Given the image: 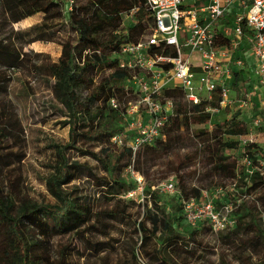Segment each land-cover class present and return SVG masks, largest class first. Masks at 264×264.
Segmentation results:
<instances>
[{"label":"trees","instance_id":"16d2710c","mask_svg":"<svg viewBox=\"0 0 264 264\" xmlns=\"http://www.w3.org/2000/svg\"><path fill=\"white\" fill-rule=\"evenodd\" d=\"M65 4V0H0V264H69L68 247H60L58 254L52 251L55 238L74 235L85 238L91 229L98 230L94 226L97 217L120 215L118 209L111 212L95 210L93 203L77 194L72 183L87 177L113 200L124 192L123 172L133 167L139 173L136 164L144 156L156 166L163 165L164 170L174 168L180 182H183L182 168L195 167L199 159L200 164L208 166L214 175L228 178L231 183L237 180L239 190V184L243 183L244 194L264 190V166L262 171L257 169L260 168L259 160L264 159V149L255 143H240L238 137L249 134L248 123L240 119V114L235 113L229 120L218 117L214 131L206 128L219 115L213 117L206 112V107L219 105L218 92L212 101L192 105L184 100L182 91L166 90L165 96L174 100L175 112L165 123L156 143L136 153L126 144L132 134H128L121 146L113 143L111 138L124 130V105L136 98L128 85L129 73L119 68L117 57L123 44L138 42L148 34L153 17L145 0H74L72 9L68 7L63 15ZM132 11H135L134 25L121 27L122 16ZM37 14L44 15L41 24L26 31L14 29L15 24ZM56 18H65L74 32L72 40L61 43L58 60L54 62L43 54L32 55L25 51L27 45L50 41L42 32L48 21ZM31 33H37L36 37L26 40L24 37ZM24 67H33L52 86L68 118L64 124L69 125V140L65 145H55L53 172L46 179L47 190L55 203L33 199L25 190L21 173L15 168L22 158L11 150V141L22 125L13 105L5 102L2 94L12 83L14 71ZM243 82L241 71L236 72L232 87L238 89ZM79 88L85 91L83 99L77 94ZM112 98L118 100V109L109 105ZM186 140L192 141L195 149L176 153L174 146ZM89 143L102 147L99 152L90 151L86 149ZM234 149L238 150L240 159L232 157ZM72 151L94 158L108 176L99 177L87 162L74 159L70 155ZM245 155L251 162L252 173L241 163ZM181 192L187 199H198L202 195L197 188L192 189L193 194L189 197L185 189ZM225 196L224 193L222 199ZM116 200L117 203L121 201ZM260 200L264 206V197ZM219 202L216 200L217 205ZM241 207V211L235 209L238 215H235L234 231L242 230L246 241L260 244L264 241L262 219L243 212L244 206ZM176 212L150 213L151 230L146 221L137 224L143 233L144 244L149 239L159 241L158 249L151 254L158 257L159 264L184 262V258L172 252L181 250L180 244L188 251L190 243H198L199 230L186 223L183 207L180 205ZM248 215L251 220L246 222ZM182 220L186 225L181 224ZM133 264L148 263L140 262L133 254Z\"/></svg>","mask_w":264,"mask_h":264},{"label":"rangeland","instance_id":"374dc122","mask_svg":"<svg viewBox=\"0 0 264 264\" xmlns=\"http://www.w3.org/2000/svg\"><path fill=\"white\" fill-rule=\"evenodd\" d=\"M62 9L63 15H65L68 4L66 3ZM231 19L230 15L221 23H229ZM43 21L44 15L37 14L15 24L14 29L26 31L31 26L41 24ZM134 23L133 12L122 16L121 27H132ZM42 33L50 41L32 43L25 47V51L32 55L43 54L56 62L61 54V43L72 40L74 32L66 24L65 18H56L48 21ZM149 34L148 32L147 35ZM36 35L37 33H31L24 38L26 40L34 39ZM32 58L37 60L34 56ZM33 69V67H24L14 71L13 81L2 97L5 102L13 105L22 125L21 131L17 132L15 139L11 141V150L17 153L18 158H22L20 163L15 164V168L22 175L25 190L39 202L55 203V199L47 190L46 179L53 172L56 158L55 145H65L69 140V125L64 124L68 118L64 114L62 104L53 93L52 86ZM243 73L247 78L255 79L253 67L251 69L248 66ZM247 84L249 82L245 78L238 89H233L232 96L235 104L220 112L214 119L215 122L213 121L211 129L214 131V124L218 122V117L229 120L235 113H238L241 116L240 119L248 123L249 133L254 134L253 141L264 146V108L256 110V115H253L252 113L255 111L250 107L254 100L250 102L249 108H240L238 105L243 92L249 89ZM77 94L80 99H83L85 97L84 89H77ZM256 117L262 119L258 128L253 127ZM206 128L210 129L209 124ZM101 147V145L89 143L86 149L99 152ZM174 148L176 153L184 154L193 151L195 145L192 141L186 140L182 143L178 142ZM233 151L232 157L240 159L238 150ZM70 155L82 163L87 162L99 177L108 176L99 162L91 156L77 151H72ZM159 166L161 171L158 169ZM137 169L144 179L142 188H139L133 175L125 170L121 175V178L126 182L124 192L120 196L112 198L113 200L106 197L103 194V189L87 177L73 182L72 185L77 190V194L93 203L95 210L111 212L113 209H118L120 215L114 218L102 215L97 217L94 226L98 230L91 229L86 233L85 238H81L79 235L55 238L52 241V251L58 254L60 247H68L67 253L71 256L69 264H133V254H136L142 263L159 264L158 257L151 255L155 249H158L159 241L149 239L144 244L141 239L143 233L138 230L137 224L146 221L148 229L151 230L152 224L148 220L150 213L161 215L162 210H165L167 213L177 214L176 210L180 205L183 207V201L189 202L192 199L184 197L182 189L187 191L188 197L193 194L192 189L197 188L201 192L206 191L211 199L235 202L237 211L238 209L241 211V206H244L243 212H250L262 219L264 226V206L260 200L261 197H264V190L246 192L247 197L242 199L245 190L243 183L239 184V193H235L228 178L214 175L208 166L200 164L199 159H197L195 167L185 166L182 168L183 182L179 181L174 168L164 170L163 165L156 166L146 156L136 164ZM194 170L195 172H193ZM170 178H174L177 194H167L162 190V184ZM219 189L223 191L219 192ZM224 193L227 196L222 199ZM116 199H121V201L117 203ZM237 211L235 215H238ZM250 220L251 215H248L245 221ZM181 224L186 225L184 220L181 221ZM196 228L199 230L198 243H190L188 251L184 244H180L181 250H177L176 254L172 252L173 255L184 258L185 261L181 262L182 264L264 263V241H261L260 244H250L246 241L244 232L242 230L235 232V228L218 233L210 230L205 224Z\"/></svg>","mask_w":264,"mask_h":264},{"label":"built area","instance_id":"2783aa9c","mask_svg":"<svg viewBox=\"0 0 264 264\" xmlns=\"http://www.w3.org/2000/svg\"><path fill=\"white\" fill-rule=\"evenodd\" d=\"M65 1L71 10L74 0ZM145 4L153 17L150 34L138 42L123 44L117 57L119 68L129 73L128 85L137 99L124 105V130L111 138L121 146L128 134H132L126 144L134 153L153 146L174 114L175 103L173 98L165 96L166 90L182 91L184 100L192 105L210 102L218 92L219 105L206 107V112L214 117L235 104L232 83L235 73L246 67L247 55L254 58L257 82L252 90L243 92L239 107H249L264 87V0H145ZM230 15L229 23H221ZM109 105L113 109L120 106L116 98ZM261 107L264 108V101ZM261 123L262 119L256 117L253 127L258 128ZM212 124L211 121L209 131ZM253 135L250 132L238 140L242 145L255 143ZM259 161L257 169L262 171L264 159ZM241 163L252 173L246 155ZM126 171L142 188L143 176L133 167ZM237 185V180L231 183L235 193L239 191ZM162 186L167 194L178 192L174 178ZM246 197L244 194L242 199ZM236 208L235 202L220 201L217 205L206 191H202L200 199L183 201L188 225L205 224L217 233L236 226Z\"/></svg>","mask_w":264,"mask_h":264},{"label":"crops","instance_id":"0c3cea01","mask_svg":"<svg viewBox=\"0 0 264 264\" xmlns=\"http://www.w3.org/2000/svg\"><path fill=\"white\" fill-rule=\"evenodd\" d=\"M245 60H246V67L243 69V70H240L241 71V73H242V76H243V78H244V80H245V78H246V81L247 82H249V84H248V87L252 90V88L254 87V85L256 84V78L253 80V79H251L250 77H246L245 75H244V73H243V71L246 69V68H248V66L249 67H251V69H252V67H253V65H254V58L251 56V55H247L246 57H245ZM253 105L250 107L252 110H254L255 111V113H252L253 115H256V110H260V109H262V107H261V105H262V102L264 101V92H263V89L260 91H258V94L253 98ZM249 108V107H248ZM258 113V112H257Z\"/></svg>","mask_w":264,"mask_h":264}]
</instances>
